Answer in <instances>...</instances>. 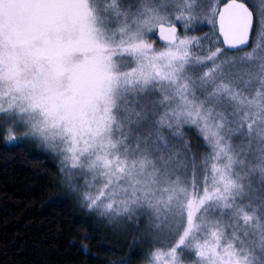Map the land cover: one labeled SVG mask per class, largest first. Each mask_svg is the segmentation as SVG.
I'll use <instances>...</instances> for the list:
<instances>
[{"label": "snow or ice", "instance_id": "obj_1", "mask_svg": "<svg viewBox=\"0 0 264 264\" xmlns=\"http://www.w3.org/2000/svg\"><path fill=\"white\" fill-rule=\"evenodd\" d=\"M0 134L89 210L147 218L146 264H264V5L0 0Z\"/></svg>", "mask_w": 264, "mask_h": 264}, {"label": "trees", "instance_id": "obj_2", "mask_svg": "<svg viewBox=\"0 0 264 264\" xmlns=\"http://www.w3.org/2000/svg\"><path fill=\"white\" fill-rule=\"evenodd\" d=\"M192 28V36L213 31L201 22ZM185 133L204 155L197 133ZM27 144L0 134V264H146L147 218L129 222L89 210L62 182L55 156Z\"/></svg>", "mask_w": 264, "mask_h": 264}, {"label": "rangeland", "instance_id": "obj_3", "mask_svg": "<svg viewBox=\"0 0 264 264\" xmlns=\"http://www.w3.org/2000/svg\"><path fill=\"white\" fill-rule=\"evenodd\" d=\"M222 2H224V0H219V3L221 4ZM244 2L248 3L249 7L252 8L253 5H255L256 8H259L260 6L264 5V0H244ZM201 24H204V25H211V24H208L207 22H201ZM212 26V25H211ZM179 29H180V33L183 35V29L178 25ZM193 27V25H192ZM188 35L192 36L191 34V31L188 32ZM163 47V46H161ZM160 48V47H159ZM187 130H192L194 132L195 129H189V128H185V132ZM24 131L23 127H19L17 128V134L19 135L20 133H22ZM21 144H24V145H28L27 143L28 142H32L33 144L35 143L36 145L39 146V148H42L44 151L50 153L51 155L55 156L56 158V161L60 164V157L58 155H56L55 153H53L52 151H50L49 149L45 148L40 142L36 141V140H33V139H22V140H19L17 141ZM148 234H149V238H148V241L146 242L147 246H148V252L151 250V245H152V241L150 239V227H149V224H148Z\"/></svg>", "mask_w": 264, "mask_h": 264}, {"label": "water", "instance_id": "obj_4", "mask_svg": "<svg viewBox=\"0 0 264 264\" xmlns=\"http://www.w3.org/2000/svg\"><path fill=\"white\" fill-rule=\"evenodd\" d=\"M226 2H227V0H224V2H222V3L220 4V6H222L223 3H226ZM177 27H178V26H177ZM178 31H180L179 27H178ZM153 38H154V40L156 41V43H157L158 45L163 46L158 40H156L155 37H153ZM249 47H250V45H249ZM246 49H248V48H245L244 50H246Z\"/></svg>", "mask_w": 264, "mask_h": 264}]
</instances>
